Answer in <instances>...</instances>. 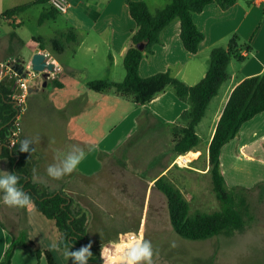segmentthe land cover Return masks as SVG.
<instances>
[{"label": "crops", "instance_id": "obj_1", "mask_svg": "<svg viewBox=\"0 0 264 264\" xmlns=\"http://www.w3.org/2000/svg\"><path fill=\"white\" fill-rule=\"evenodd\" d=\"M14 1L20 2L15 5L18 7L37 0ZM68 1L71 8L64 15L67 19L66 29H75L77 36H95L98 42L94 43L89 50L95 53L101 47L106 50L100 62L101 77L96 80L108 79L113 82H122L125 78L124 76V79L117 77L122 75L116 70V66L119 64V59L123 61L130 46L132 33L136 28L128 10L127 0H76L80 6L86 4V9H82L78 4L74 5L73 0ZM132 1H144L149 9L151 8L150 0ZM243 2L247 4V9L242 7L241 0H238L229 10H222L218 5L211 4L201 14L194 16L197 27L205 35L198 54L190 55L184 48L180 37L181 23L176 20L164 31L162 43L154 47L153 55L146 56L140 66V75L144 78L170 72L173 77L182 80L188 86H194L207 73L211 51L218 47L226 48L235 35L239 37V45L243 47L242 55L246 60L237 64L235 61L230 63L229 79L222 85L218 96L209 105L210 107L215 99L221 97L215 112V126L207 144V153L216 126L234 89L245 79L264 73V0H243ZM96 7L98 9H94ZM7 10L9 9H5L0 14ZM19 17L0 19V33L8 35L9 31L6 28L17 24ZM41 42V40H36L39 48L27 61L22 60L25 64H29L32 57L41 52ZM10 44L11 42L9 46ZM247 47L250 48L249 51L246 50ZM52 60L58 64V71L52 78L56 79L61 91L69 90L71 96L66 97L68 101L64 97V104L61 108L62 133L60 138L56 135L48 136L47 149L40 151L38 148L37 152L34 149L36 165L35 175L32 174L33 182L46 187L50 192L56 194L63 192L81 206L86 201H90L86 197L90 195V192L88 193L86 189L90 186L94 188L95 179L100 173H103V178L106 177L104 181L108 188L117 189V186L112 184V178H126L131 186L130 189H135L137 192L142 188H145L147 193L155 189V181L162 175H167L174 167V163L170 162L168 166L163 165L158 168L156 161H148L147 150L149 147H156L160 141L163 142L166 128L171 129L172 126L180 124V116L189 109V104L180 101L174 92L168 89L146 105L135 103L137 106L131 113H122L120 107L130 101L133 102L132 99L120 97L113 91L103 94L96 93L94 101H90L92 109L89 111V119L86 120L84 119L86 105L80 98L83 95H90L86 91H91L87 87V83L91 80L83 77L82 70L66 67L59 59ZM232 70L234 72L231 73ZM80 82L82 84L78 85ZM33 91L34 89L31 88L28 99L31 98ZM222 91H224L223 95ZM28 111L29 105L22 106V115ZM98 120L112 121L106 128L101 129ZM166 124L169 126L165 127ZM100 133H102V138ZM137 133L141 135L146 133V142L129 144L130 139ZM25 138L30 137H25L21 129L20 141ZM147 141L150 143L149 146ZM72 145L83 148L85 152V157L77 170L61 180L48 177L47 166L52 164L56 157L65 156L71 150ZM37 146L34 143L31 147ZM58 148L62 151V156L56 151ZM199 149L200 145L198 151ZM163 155L162 153L161 156ZM220 159L222 174L228 187L251 188L264 182V113L257 115L242 126L239 135L222 149ZM131 162L136 167H133ZM127 163L135 169L131 167L129 169ZM151 171L154 172L152 176H150ZM203 173H208V169H205ZM16 211L24 220L28 219L27 215L34 213L33 209H14L8 217L0 213V262L4 260L7 250L13 243L21 242L22 229L25 226L24 223L18 226ZM34 217L37 218L36 214ZM47 236L49 238L48 234ZM27 243L28 247H16L11 264H48L44 254L40 263L38 262L35 250H50L40 247L42 244L40 240H33V242L30 240Z\"/></svg>", "mask_w": 264, "mask_h": 264}, {"label": "trees", "instance_id": "obj_2", "mask_svg": "<svg viewBox=\"0 0 264 264\" xmlns=\"http://www.w3.org/2000/svg\"><path fill=\"white\" fill-rule=\"evenodd\" d=\"M237 2L238 0H172L169 5L154 14L146 2L127 0L128 10L136 28L123 58L126 77L122 82L108 79L90 81L87 87L99 94L113 91L116 95L130 98L139 105H146L168 89H172L180 101L190 106L181 114L180 124L172 126L173 153L177 158L198 151L201 139L197 134V127L206 116L211 101L218 96L222 85L229 79L230 63L232 61L242 63L246 60L242 55L243 47L239 45V37L235 35L226 48L218 47L211 51L207 73L194 86H188L182 80L173 77L170 72L144 78L140 75V66L146 56L153 55L154 47L162 43L164 31L176 20L181 23L180 37L184 48L190 55L198 54L205 35L197 27L194 16L201 14L211 4L218 5L222 10H229ZM47 3L48 0H37L14 7L4 12L0 19H12L35 5ZM49 7L44 9L40 24L55 20L60 15ZM63 39L67 44L77 43L75 29L67 30ZM53 43L57 51H64V43L58 40ZM141 44L144 45L142 51L137 48ZM41 50H45L44 46H41ZM246 50L249 51L250 48L247 47ZM53 81L58 86V82L55 79ZM14 94L15 89L11 83L0 84V158L9 161L10 173H16L21 177L19 186L31 196L34 208L55 223L59 233V248L63 249L65 243H69L72 245L71 250L75 251L91 243L93 257L88 264H102L98 249L88 238L87 213L65 193L56 194L48 191L46 187L35 184L32 180L36 165L35 152H20L19 140L11 146V134L21 113V107L13 100ZM262 113L264 73L245 79L234 89L208 147V173L212 178L213 191L222 206L220 210L192 211L190 202L168 175L164 174L155 181V189L167 199L172 227L181 238L193 241L207 240L222 234L242 231L246 223L253 220L249 194L262 184L252 188L228 187L222 174L220 158L222 149L239 135L242 126ZM18 246L28 247V243L25 241L13 243L0 264H11ZM43 254L48 264H57L50 251L36 249L35 256L38 262Z\"/></svg>", "mask_w": 264, "mask_h": 264}, {"label": "rangeland", "instance_id": "obj_3", "mask_svg": "<svg viewBox=\"0 0 264 264\" xmlns=\"http://www.w3.org/2000/svg\"><path fill=\"white\" fill-rule=\"evenodd\" d=\"M170 2L172 0H150L151 12L155 14L157 10L163 9ZM16 3L20 2L0 0V13L5 11V9L15 7ZM72 3L74 5L78 4L76 0H73ZM78 6L82 9L87 7L86 4L81 6L78 4ZM45 8L48 9V5L31 7L19 15L17 24H12L10 28H6L9 31L8 35L0 33V60L6 62L27 61L39 48L36 38L42 41L40 49L41 46L45 48L41 52L50 54L49 60L59 59L66 67L82 70L81 73L87 80L95 81L98 77H101L102 66H100V62L106 54V50L101 47L96 52L97 54L89 50L94 43L98 42L96 41L97 38L95 36L78 35L79 44L65 43L63 36L67 33L66 17L59 15L55 20L40 24L39 20ZM94 9H98V7ZM55 40L64 43V52L58 53L53 43ZM9 42H11L10 46ZM79 45H81L80 48ZM95 54L96 56H94ZM237 63L239 62L235 64ZM116 70L121 72L122 75L117 77L122 79L124 76L125 78L126 71L121 59H119ZM34 74L35 76L32 77L29 84L30 89L32 88L34 91L31 94V98L26 99L22 105L23 107L29 105V111L22 115L21 106L19 122L25 137L35 138L38 136L40 138L36 142L38 146L34 148L37 152L38 148L40 151L48 148L46 145L48 136L56 135L57 138H60L62 133L61 108L64 104V97H70L71 93L69 90L61 91L59 86L53 81L55 78L47 81V85L44 86L46 79L43 75ZM6 83L9 84V82ZM81 84L82 82L78 85ZM11 85L17 92L16 83L13 81ZM86 92H89L90 95H83L80 100L86 105L84 119L88 120L89 111L92 109L90 101H94L97 95L93 91ZM223 94L224 91H222ZM219 99H215L212 102L206 112V116L197 127V134L201 139V143L199 151L193 152L198 153V157L189 158L193 160L192 162L186 165L176 163L178 157L176 158L173 153L172 127L171 129H165L163 142L160 141L156 147H149L147 150L148 161H156L158 168L163 165L168 166L170 162L174 163V167L167 175L181 189L186 199L190 202L192 211L214 212L222 208L213 191L210 173H203L205 169H208L206 149L215 126V112ZM135 106L137 105L130 101V103L120 107L122 108L121 112L131 113ZM93 107L95 108V106ZM111 121L98 120L97 122L100 124L101 129H104ZM166 125L165 127L169 126V124ZM140 135L141 133H137L132 137L129 144L141 143L142 141L145 143L147 140L146 133ZM20 136L21 133L18 137L19 141ZM100 137H103L102 133H100ZM149 144L148 142V146ZM56 151L62 156V151L59 148ZM162 153L164 154L163 156H161ZM131 165L136 167L132 162ZM131 165L127 163L129 169ZM133 167L131 168L135 169ZM5 171L10 172V163L7 159L0 158V175ZM153 173L151 171L150 176ZM105 179L106 177L104 176L103 178V173H100L95 179L94 188L92 189L90 186L89 189H86L87 192H90V195H86L90 201H86L81 206L74 200L75 204L87 213L88 238L98 249L99 253L101 245L107 244L110 240H115L119 233L133 231L139 234L142 229L144 239L150 240L154 249L158 250V256L153 258L154 264H264V182L259 183L262 184L261 187L249 194L253 220L248 221L242 231L222 234L207 240L193 241L181 238L174 231L170 221L167 199L160 191L153 189L147 193L145 188H142L138 190V193L135 189H130L131 186L126 178H112V184L116 185L117 189L114 187L108 188L106 187ZM2 196L3 193L0 192L1 214L8 217L11 216L14 209H21L4 205ZM32 209L34 213L27 215L28 219L26 220L21 218L20 213L18 214L16 211L18 214L16 216L19 220L18 226L23 225V223L25 226L22 229L20 240L25 242L40 240V243H42L40 247L49 249L53 253L57 264H73L72 260L64 258L61 251L51 248L53 243L58 245L59 233L55 223L45 218L34 207ZM34 214H36L37 218L34 217ZM173 241L177 244L175 248L170 246ZM60 249L62 250V248Z\"/></svg>", "mask_w": 264, "mask_h": 264}, {"label": "clouds", "instance_id": "obj_4", "mask_svg": "<svg viewBox=\"0 0 264 264\" xmlns=\"http://www.w3.org/2000/svg\"><path fill=\"white\" fill-rule=\"evenodd\" d=\"M242 7L247 9V4L241 0ZM39 137L25 138L20 141V152L31 153L34 148L31 147L39 141ZM54 142V141H53ZM85 157L83 148L72 145L71 150L62 158L56 157L52 164L46 168L48 177L53 180H61L65 176L71 175L77 170L78 165ZM35 175V169H33ZM21 177L16 173L4 172L0 175V192L3 193V204L12 208L32 209L34 201L31 196L19 186ZM175 248L176 242L170 245ZM91 243L82 246L78 250H71L72 245L65 243L61 250L57 244L53 243L51 248L61 251L65 259L72 260L73 264H88L93 257L91 252ZM158 250L154 249L150 240L144 239L143 230L140 233L128 231L119 233L115 240L108 241L101 245L100 258L103 264H154V256H158Z\"/></svg>", "mask_w": 264, "mask_h": 264}, {"label": "built area", "instance_id": "obj_5", "mask_svg": "<svg viewBox=\"0 0 264 264\" xmlns=\"http://www.w3.org/2000/svg\"><path fill=\"white\" fill-rule=\"evenodd\" d=\"M48 5L51 8L55 9L60 15L67 14V12L71 8V4L69 3L68 0H48ZM45 55L49 59L50 54L48 52H46ZM50 61H52L55 64V71L50 74L49 79L52 78L53 76H55V74L58 71L57 62L52 60V59ZM19 68L23 69L21 74L18 72ZM34 73H36L37 75H38V73H39V75H43V73L35 72L32 69V66L30 65V63L25 64L24 62H21V61H15V62L0 61V84L6 83V82H9V84H10L13 81L16 83L17 92H15V94L13 96V100L15 102H17V106L21 107L25 103V100L28 99L29 94H30L29 84H30L32 77L35 76ZM43 77H44V75H43ZM20 116H18V119L15 123V128L11 134V146L15 145V143L18 141L19 134L21 133L22 126L19 122ZM187 155L179 156L176 159V163L179 165H183V164L186 165L187 163L192 162L193 160H190V159L186 160L185 159V157Z\"/></svg>", "mask_w": 264, "mask_h": 264}, {"label": "water", "instance_id": "obj_6", "mask_svg": "<svg viewBox=\"0 0 264 264\" xmlns=\"http://www.w3.org/2000/svg\"><path fill=\"white\" fill-rule=\"evenodd\" d=\"M139 50H144V45L141 44L137 47ZM48 59V57L43 52L36 53L30 60V65L35 72L43 73L46 82L44 86L47 85V80L50 77V74L55 71V64ZM23 71L22 68L18 69V72L21 74Z\"/></svg>", "mask_w": 264, "mask_h": 264}, {"label": "bare ground", "instance_id": "obj_7", "mask_svg": "<svg viewBox=\"0 0 264 264\" xmlns=\"http://www.w3.org/2000/svg\"><path fill=\"white\" fill-rule=\"evenodd\" d=\"M190 157L197 158V157H198V154L189 153V154L185 157V159H186V160H189Z\"/></svg>", "mask_w": 264, "mask_h": 264}]
</instances>
